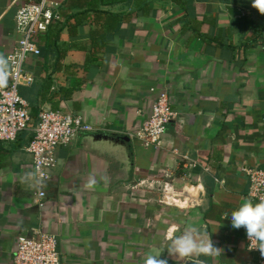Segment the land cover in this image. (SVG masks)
Wrapping results in <instances>:
<instances>
[{"label": "crops", "instance_id": "crops-1", "mask_svg": "<svg viewBox=\"0 0 264 264\" xmlns=\"http://www.w3.org/2000/svg\"><path fill=\"white\" fill-rule=\"evenodd\" d=\"M24 1L0 0L2 58L19 38L14 15ZM54 1L61 66L53 69L51 55L28 57L32 81L18 92L26 87L32 115L61 110L97 129L57 148L41 207L32 201L37 184L25 149L32 125L0 143V264H11L17 238L34 230L57 237L61 264H145L149 256L168 264H255L244 229H233L224 214L250 200L243 168H264V15L252 0H185L183 7L168 0ZM227 5L243 14L231 16ZM46 32L37 36L39 46ZM160 90L175 117L160 145H145L130 134ZM182 154L193 166L183 165ZM188 226L220 252L170 255L171 241Z\"/></svg>", "mask_w": 264, "mask_h": 264}, {"label": "built area", "instance_id": "built-area-1", "mask_svg": "<svg viewBox=\"0 0 264 264\" xmlns=\"http://www.w3.org/2000/svg\"><path fill=\"white\" fill-rule=\"evenodd\" d=\"M60 3L54 0H25L16 8L14 15L19 38L13 49L6 54V83L0 85V140L13 141L18 133L28 129L31 120L29 106L18 93L22 82L30 83L32 76L25 72L24 62L30 56H38L40 48L37 36L44 33L53 22L60 21ZM264 58V37L260 42ZM175 117L170 107L168 94L160 90L152 105L149 116L130 135L136 136L145 145L161 144L166 124ZM97 129L85 122L80 115L61 110L42 109L38 114L32 136L25 149L31 156L35 172L37 191L33 203L43 205L44 185L51 179V171L56 165V150L59 146L71 143L81 131ZM180 160L187 167L193 161L187 154ZM249 186L247 196L254 203L264 200V168L244 167ZM169 187L164 184L163 190ZM246 250L255 258V264H264V256L259 250L249 248L244 230ZM58 240L53 234L34 230L30 235H21L16 240L11 264H61L57 249Z\"/></svg>", "mask_w": 264, "mask_h": 264}, {"label": "clouds", "instance_id": "clouds-1", "mask_svg": "<svg viewBox=\"0 0 264 264\" xmlns=\"http://www.w3.org/2000/svg\"><path fill=\"white\" fill-rule=\"evenodd\" d=\"M252 5L260 14L264 15V0H252ZM7 61L0 57V66L6 65ZM6 83V73L0 71V85ZM224 218L230 219L233 229L243 228L249 241V248L257 249L264 256V200L254 203L245 200L230 213H225ZM170 255L190 257L192 255H217L220 246L213 240L204 239L195 226L186 227L182 235L173 239L168 247ZM145 264H168L165 258L155 256L147 257Z\"/></svg>", "mask_w": 264, "mask_h": 264}, {"label": "trees", "instance_id": "trees-1", "mask_svg": "<svg viewBox=\"0 0 264 264\" xmlns=\"http://www.w3.org/2000/svg\"><path fill=\"white\" fill-rule=\"evenodd\" d=\"M168 1H171L173 4H175V5L179 6V7H183L184 3H185V0H168ZM58 22L59 21H56V22H53V23H51L49 25V27L47 28L48 30H46L47 32L49 31V35L45 36V41H44L43 45H41L43 47V49L41 50V46H39L40 52H41L40 54L43 56V58H48L49 55L54 56V62H53L54 63V67H53V69L60 68V66H61L60 61L65 55V51L58 49L57 41L59 39V31H60V27H58V24H59ZM211 22H210V24H211ZM196 24H197V27L196 26L194 27V25H192V27H193V30L195 31V34L199 35L198 34L199 33L198 25L200 23L196 22ZM212 25H215V24L212 23ZM261 31H262V36H261L259 42H261V40L264 37V25L262 26ZM46 33H45V35H46ZM39 45H40V43H39ZM47 84H48V82L44 83V88L47 86ZM48 90H50L49 87H48L47 91ZM24 92H26V87H19V92L18 93H20L22 96L25 97V99L28 102V106L29 105L32 106V100ZM50 93H51L52 96H54V95L57 94V91L56 92L55 91H51ZM67 93H69V91H67ZM61 96H64V94L61 95ZM40 111H38V112H40ZM38 112H37V114L32 115V112H30V109H29V114H30V118H31V120L29 122V126L32 125V128L36 125V122H37V119H38V114H39ZM24 131L25 130L19 132L18 135H20ZM31 136H32V132L30 133V136L28 138L29 140H30ZM29 140H28V142H29ZM13 141L5 142V141H1L0 140V143L1 144H3V143L6 144V143H11Z\"/></svg>", "mask_w": 264, "mask_h": 264}, {"label": "water", "instance_id": "water-1", "mask_svg": "<svg viewBox=\"0 0 264 264\" xmlns=\"http://www.w3.org/2000/svg\"><path fill=\"white\" fill-rule=\"evenodd\" d=\"M225 9L233 17L241 16L243 14V11L240 10L237 6L227 5ZM251 14L254 16L255 12H252ZM185 264H202V263L189 260V261H186Z\"/></svg>", "mask_w": 264, "mask_h": 264}]
</instances>
